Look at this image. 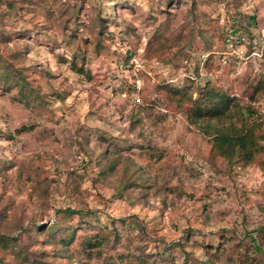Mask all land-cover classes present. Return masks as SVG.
<instances>
[{
	"label": "rangeland",
	"instance_id": "obj_1",
	"mask_svg": "<svg viewBox=\"0 0 264 264\" xmlns=\"http://www.w3.org/2000/svg\"><path fill=\"white\" fill-rule=\"evenodd\" d=\"M47 1L59 22L29 0L0 3V231L70 207L67 247L21 244L52 264H264L248 238L264 226V157L215 155L209 132L239 116L191 122L165 89L213 81L264 116V93L248 94L264 79V0H79L78 13Z\"/></svg>",
	"mask_w": 264,
	"mask_h": 264
},
{
	"label": "trees",
	"instance_id": "obj_2",
	"mask_svg": "<svg viewBox=\"0 0 264 264\" xmlns=\"http://www.w3.org/2000/svg\"><path fill=\"white\" fill-rule=\"evenodd\" d=\"M32 4L42 6L46 11L52 14L54 22L60 21L61 8H55L54 3L51 5L47 0H29ZM0 3L4 6V9H8L10 12L16 9L19 4V0H0ZM67 5L75 11L79 10V0L70 1ZM74 11V12H75ZM76 13V12H75ZM98 21L96 22L99 34H103L108 26L107 21L103 15L99 12ZM252 18H255L254 16ZM2 37H5L4 32ZM99 43V40H98ZM139 48L138 45L134 46V49ZM147 53L151 51V48L146 46ZM149 54V53H148ZM15 79V80H13ZM8 76L6 81L13 80L20 86L22 95H31V89L29 90L28 82L26 80H16ZM160 88V86H159ZM172 98L179 102L185 103L188 106L189 119L191 122L197 123L200 121L208 120H221L223 118H230L229 115H238L240 126L235 125L232 121L228 124H224L216 128L214 131L209 132L211 139V149L215 155L226 158L229 163L234 162H250L257 161L261 163L264 157V116L253 118L252 113L257 112V109L249 104L242 106L239 102L235 101L234 96L229 90H225L221 86L216 85L213 81H208L204 86L196 85L192 89H179L171 86L165 88ZM264 79L260 76H254L251 78V84L248 85V94L252 100H256L261 93H264ZM28 93V94H27ZM149 100V99H148ZM30 100H28V103ZM234 108L233 112H230L231 108ZM155 148L153 149V151ZM113 163L111 166H114ZM110 166V167H111ZM56 220L48 225H41L38 221L31 222L29 227L24 228V224H19L18 229H22L20 235L11 236L0 231V246L4 249H11L15 258L18 260L17 264H52V262L46 257L47 253L43 250H31L28 251V246L25 247L21 244L23 235L28 234L31 239H37V237L44 234V236L50 239L52 242H56L58 248L61 250L67 247V244L74 236V230L66 227L62 224L58 217L61 213L64 215H71L76 213L73 208L59 209ZM78 213V212H77ZM82 214V213H81ZM58 231L62 234L60 238L56 236ZM255 232L248 233V238L254 244V249L258 252L264 253V247L262 241H264V226L252 230ZM104 239V238H103ZM46 240V241H47ZM26 243V241H24ZM107 242V241H106ZM98 243V242H97ZM104 244V240L99 242ZM98 243V244H99ZM96 244V245H98ZM89 247L94 244L88 242ZM247 251H250L247 250ZM0 263H6L4 258L0 257Z\"/></svg>",
	"mask_w": 264,
	"mask_h": 264
}]
</instances>
